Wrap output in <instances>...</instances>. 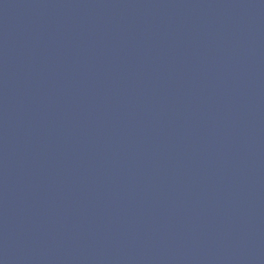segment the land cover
Returning <instances> with one entry per match:
<instances>
[{"label": "water", "instance_id": "1", "mask_svg": "<svg viewBox=\"0 0 264 264\" xmlns=\"http://www.w3.org/2000/svg\"><path fill=\"white\" fill-rule=\"evenodd\" d=\"M0 264H264V0H0Z\"/></svg>", "mask_w": 264, "mask_h": 264}]
</instances>
